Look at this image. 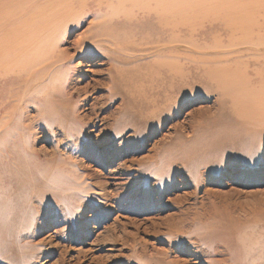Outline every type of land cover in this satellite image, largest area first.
Instances as JSON below:
<instances>
[{
    "label": "rangeland",
    "instance_id": "rangeland-1",
    "mask_svg": "<svg viewBox=\"0 0 264 264\" xmlns=\"http://www.w3.org/2000/svg\"><path fill=\"white\" fill-rule=\"evenodd\" d=\"M108 1L72 2L60 59L43 57L30 88L20 71L0 77V264H264V0H181L178 41L143 0ZM50 3L5 0L12 65L18 29ZM103 29L118 34L119 73L86 41ZM248 91L257 147L183 166ZM142 92L160 110L143 119Z\"/></svg>",
    "mask_w": 264,
    "mask_h": 264
},
{
    "label": "bare ground",
    "instance_id": "bare-ground-1",
    "mask_svg": "<svg viewBox=\"0 0 264 264\" xmlns=\"http://www.w3.org/2000/svg\"><path fill=\"white\" fill-rule=\"evenodd\" d=\"M76 1H78L80 6L82 7L84 6L82 2L84 0H76ZM76 1L48 0V2H51V3L45 6V11H46L45 14H42V15L36 14L34 16L35 13H31L30 15H28V18L27 17L25 18V20L23 21L24 23L21 25V28L18 29V30L21 29L23 33L19 36V38H17V41H18L17 48H19L20 46L21 50L19 53L22 54V57H21L20 63H18L15 66L12 64L17 63L19 60H16L14 57L12 59L9 56H10V53L13 52V50L15 49L16 45L13 44V42L9 44V41H12L13 39L8 40L9 36L7 32L6 18H5V13H4L5 0H0V77H6L7 75H10L11 73L12 74L15 73L14 71H20L21 73H24V75L27 76V78L25 79V83H24L25 88H30L32 86L31 83L35 81V78L43 73V70L42 71L40 70L39 72H37V74H33L29 76V73L32 71L31 69H35L38 63L41 62V59L43 57H45L44 60H47L48 59L47 57L49 58L51 57V59L60 57L61 54H57L56 56L54 55L55 50H57V46L59 44V40L57 41L58 39L57 36L60 35L59 31L63 30L66 24L72 22V12H71L72 6H73L72 2H76ZM129 1L131 2V5H133L134 0H118V2L121 4H126ZM110 4L111 2H109L108 0H94L93 2V5L96 8V10L103 9L104 5L106 7H110ZM141 6L142 7L140 11L143 14H146L147 18L158 19L157 23L159 27H161L162 31H165V28H168V27L171 28L172 33L175 35L174 36L175 40L178 41L179 33L181 30V25H182L181 14H180V8L182 7L181 0H143V3ZM106 26L108 25H104L103 28H106ZM88 37L89 39H87L86 41L90 43L88 45L91 47V49L93 48L94 51H97L98 53H101L104 55L111 54L112 58L110 56L111 60L108 61L109 66H111V68L114 69L115 73L116 72L119 73V71L121 70V67L119 65H122L121 63L123 62L119 54L121 52H118L120 51L117 45L119 43L118 34L114 30L109 32L108 30L103 29V30H96L92 35H89ZM103 38L105 40H103ZM104 41L107 45L113 46L115 51L117 52H110V48L107 47L106 44L105 45L101 44ZM17 51L19 50L17 49ZM44 72H47V70L44 69ZM50 81L51 82L54 81L53 77L51 78ZM248 83H249V79H248ZM150 86L154 88L152 85ZM44 90L47 91L46 89ZM234 92H237V91H234ZM150 94L151 96H155L152 90ZM241 95L242 97L240 99L236 96V98H238L239 100L232 99V102L230 101V105H228L225 102L220 103V104H224V103L227 104L224 108L226 112L225 117L227 121L224 123L222 122L214 123V126L217 129L218 133L216 132L214 134H210V137L208 139L203 140V147L205 148L206 146L204 151L200 153L198 151H195L194 153L192 152L190 153L191 149H189L187 153L185 152H183L182 154L180 153V157H181L180 162L182 163L183 166H185L188 160L191 159L193 161L191 162L190 168H194L197 170L196 172H198L204 166L208 165V163L212 159L214 158L220 159V156H221L220 151H216V148H221V146L223 147V145L236 147V148L238 147V150H237L238 152H234V155L238 156L242 154V151L252 150V147L253 146L255 147L258 144V142L256 141L257 137L252 136V134H255L254 132H260V130L258 129L259 128V124L257 123L258 121L251 120L252 117L250 116V114H248L245 111L246 110L245 108L251 107L250 104H253V101L256 102V100H252L251 91L245 92L243 94L241 93ZM128 97L130 98V101L132 102L131 97L130 96ZM140 97H141L140 100L142 99V101H144L147 106L148 105H151L152 107L155 106L156 104L155 99L151 100V98H147L148 96L143 92L140 94ZM157 97L160 98V96H157ZM133 98L134 97L132 95V99ZM127 106H128L127 109H129L130 108L129 105ZM158 110L159 108L155 109V108H151L150 106H148L147 109L139 108V110H137L138 117L143 119L142 118L143 115H148V117L154 116ZM193 150H196V148L193 147ZM239 150L241 153L239 152ZM12 154H13V158H15L16 160H20V159L23 160L31 156V155L28 156L25 153H22L19 151L15 152V150H14V153L12 152ZM214 154H215V157H213ZM241 158L244 159L243 156ZM176 160L177 158H175V161ZM171 162H174V160H171ZM192 170L193 169H191V171ZM155 173H156V170L152 174H155ZM196 174H199V173H196ZM65 176L68 178L70 177L69 174H65ZM78 178L79 177L75 176V178H73L72 180L74 181V179H78ZM51 183L55 184L56 182L54 181V179H52ZM63 190L65 189L61 188V191ZM2 191H5V189H2ZM67 201L70 202V200H67ZM256 204H261V202H256ZM256 206L258 207L261 205H255V207ZM166 233H169V231ZM245 233L246 232L244 233L240 232L238 234H234L233 235L234 241L240 242V244L246 243V244H249L250 247L252 246L254 247V245H252L248 241V238L255 234L252 232H249L248 234L249 236H247V233L246 234ZM244 234L246 236H244ZM0 241H1V238H0ZM2 243H4V241H2ZM197 250L199 251V249ZM165 255H163V257H167ZM174 264H177V263L174 262Z\"/></svg>",
    "mask_w": 264,
    "mask_h": 264
}]
</instances>
